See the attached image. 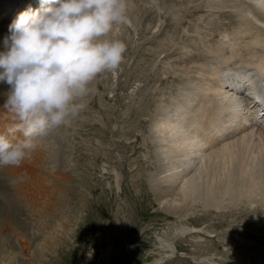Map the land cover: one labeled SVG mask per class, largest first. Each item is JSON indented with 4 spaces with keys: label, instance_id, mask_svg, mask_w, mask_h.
<instances>
[{
    "label": "rangeland",
    "instance_id": "374dc122",
    "mask_svg": "<svg viewBox=\"0 0 264 264\" xmlns=\"http://www.w3.org/2000/svg\"><path fill=\"white\" fill-rule=\"evenodd\" d=\"M204 1L208 2L126 0L127 22L117 25L108 37L126 46L120 68L98 76L85 110L48 134L52 138L48 140L52 141L51 148L46 149L49 165L27 162L19 167L24 166L22 172L26 175L29 171L31 177L19 174L17 192L21 197L28 194L31 203L15 204V209L4 213L0 209V264H264V125L258 122L254 108L243 105L245 110L229 114V119L221 109L224 116L217 115V126L214 121L211 130H197L210 121L204 108L217 78L228 71L238 75L258 71L245 67L250 59L244 57L248 49L256 58L264 52V32H258L264 23L247 12L245 15L257 26L251 36L254 34L259 44L245 36L235 44L230 38L242 24L229 11L235 7L234 0H212L217 3L214 6H205ZM8 29L0 26V52L6 51ZM231 48L239 55L232 57L227 51ZM191 62L206 66L199 74L184 73ZM199 90L206 95L204 100ZM7 91L0 88L3 97ZM233 97L236 108L249 103L242 94L240 99ZM219 99L211 103H215L214 108L220 106L223 99ZM184 105L192 106L190 112L182 110ZM235 116L237 121L231 122ZM152 120L161 126L173 123L182 130L188 125L194 135L201 133L195 141L200 143V150L186 154L177 151L179 144L172 143L170 151L175 154L165 161V139H157V143L161 141L157 144L150 138ZM15 121L10 112L0 109V130L17 125ZM221 127L229 128L228 132ZM15 133L22 141V133ZM213 137L230 144L246 137L249 163H262L258 169L247 161L241 166V173L254 172L248 184L254 185L251 190L255 194L242 195L238 209L224 193L223 210L208 209L195 192L187 193L192 203L183 201L185 184L200 185L203 179L200 186L205 188L204 181L212 177L204 176L215 162L222 165L221 174H214L215 180L221 175L241 178L230 166L228 156L214 154L218 148H210L216 145L211 144ZM237 188L233 182L227 185L228 190ZM18 222L26 223V227L17 228Z\"/></svg>",
    "mask_w": 264,
    "mask_h": 264
},
{
    "label": "clouds",
    "instance_id": "9594fccd",
    "mask_svg": "<svg viewBox=\"0 0 264 264\" xmlns=\"http://www.w3.org/2000/svg\"><path fill=\"white\" fill-rule=\"evenodd\" d=\"M127 22L126 0H41L9 25L0 53V83L9 86L3 108L23 140L0 134V167L31 159L39 138L65 126L86 108L98 76L117 71L126 46L109 35Z\"/></svg>",
    "mask_w": 264,
    "mask_h": 264
},
{
    "label": "bare ground",
    "instance_id": "6f19581e",
    "mask_svg": "<svg viewBox=\"0 0 264 264\" xmlns=\"http://www.w3.org/2000/svg\"><path fill=\"white\" fill-rule=\"evenodd\" d=\"M10 1L12 0H9L8 2H6L4 6H0V26H3L4 28L7 26L9 27V25L15 20V19H11V16H9V20H4V13H6V11H9V12H12L13 10H17V11H21L20 13L26 11V10H33V11H36V10H39L41 9V0H19L20 3L18 2V0L14 1V4L10 5ZM17 2V3H16ZM211 4H210V3ZM225 3L227 2L226 0H220L218 1L217 3ZM233 2H235V7L234 9H231L229 10L230 12H233L234 15H235V18H237L239 21H240V24H242V28H240L238 31H235L232 33V36L230 38L231 41H233L235 44H240V40L242 39V37H246V39H253V44L257 45L259 44L258 42H256V37H253L254 34L251 36V32L253 30H255V28L257 27L256 25H253L252 24V21L250 20V18L248 16H246L245 14L247 12H251V13H254L255 16L258 18V21H261L264 23V0H234ZM16 3V4H15ZM216 2L212 1V0H208V2L204 1L203 4L205 6H214L215 4H217ZM213 4V5H212ZM199 6V5H198ZM202 6V5H201ZM200 6V7H201ZM226 6V5H225ZM193 7V6H192ZM218 7V6H217ZM227 7V6H226ZM3 8V9H2ZM195 8V7H194ZM193 8V9H194ZM199 8V7H198ZM208 8V7H207ZM203 9H204V6H203ZM192 10V9H191ZM197 10V8H196ZM200 10V9H199ZM192 11H195V10H192ZM198 11V10H197ZM201 11V10H200ZM218 11V10H217ZM184 13V12H183ZM219 13V12H218ZM224 14H227V13H224ZM184 15V14H183ZM218 15V14H217ZM223 15V14H222ZM221 15V16H222ZM226 16V15H225ZM232 16V15H231ZM214 17V16H213ZM223 17V16H222ZM221 17V18H222ZM228 17V16H227ZM183 17H181L180 19H182ZM184 21V20H183ZM233 22L236 21V20H232ZM230 23V22H229ZM238 23V22H236ZM222 25V24H221ZM235 25V24H232V26ZM238 25V24H237ZM229 26V25H228ZM217 27V26H216ZM227 27V26H226ZM244 27V29H243ZM173 28H175V31L178 32V27L177 26H174ZM146 30H149L150 28H145ZM264 29L263 28H260V30L258 32H264L263 31ZM9 32V31H8ZM174 32V33H176ZM5 33V32H4ZM6 34V33H5ZM244 37V38H245ZM245 40V39H243ZM260 40V39H258ZM242 42V41H241ZM243 43V42H242ZM241 43V44H242ZM245 43V42H244ZM197 44V43H196ZM249 46H247L246 48H248ZM208 49V48H207ZM211 49V48H210ZM168 51V50H167ZM213 51V50H212ZM227 51L230 53V55H232V57H234L235 55L234 54H237L239 53L238 51L234 50L233 48L231 49H227ZM248 56L244 57L246 58L247 60L250 59L248 61V64L247 66L245 67H251V68H255L257 69L258 71L256 72L255 70L253 72H244L242 74H234V73H229V74H225L226 76L228 75V79H226L227 77L226 76H222L220 78H217L216 79V83H213L212 86L213 88H211L209 91H211L213 94L209 95L206 97V100L208 102V106H206L204 108V113L206 115V117H211L210 118V121L208 124H201V126L199 127L200 129L197 128V130H201L203 129V132L207 129H212L210 128L213 125H216V118H217V115L218 116H221L223 114V111L221 109H224V112H225V117L229 119V116L231 115H237V112L240 111V110H245V108L247 109V107L249 108V110H252L254 108V112L256 111V115H257V118H260V115L262 114V117H264V90H262V92L258 91L257 89V83H256V86H255V83L253 85L252 82L255 81V77L257 76L259 79V81H263L264 82V52H260V56L259 57H252V54L254 53L251 49H248ZM2 52V51H1ZM0 52V53H1ZM169 52V51H168ZM246 52V51H245ZM209 53V52H208ZM223 53V52H222ZM241 56L243 57L242 53H240ZM224 55V54H222ZM239 55V54H237ZM159 56V55H158ZM213 56V55H212ZM218 57V55H216ZM214 56V57H216ZM225 57V56H224ZM240 57V56H239ZM188 60V59H187ZM236 60V59H235ZM218 61V60H217ZM216 61V62H217ZM201 62V61H200ZM226 62V61H225ZM250 62V63H249ZM194 63V64H193ZM191 62L189 63L188 67L184 68L183 71H185L184 73H189L190 75L193 74V73H197L199 74L203 69L205 65H203V63L199 66H196L197 63L195 62ZM205 63V62H204ZM236 63V62H235ZM190 64L192 66H190ZM174 68V67H173ZM197 68H199V71H196ZM209 68V67H207ZM250 69V68H248ZM207 70V69H206ZM210 71V70H209ZM208 71V72H209ZM205 73V72H204ZM211 74L213 73V70L212 72H210ZM187 74V75H189ZM209 74V73H208ZM214 74V73H213ZM258 74V75H257ZM204 75V74H203ZM215 74L214 75H211V79L213 80ZM218 77V76H217ZM225 77V78H224ZM191 79V78H190ZM215 79V78H214ZM226 82H229V84L227 86L226 85ZM2 84V85H1ZM263 84V83H262ZM244 87H248L246 88V91H248L249 93H247L245 90L244 92L242 93H239L237 91H241L242 88ZM0 88H7L9 89V86L6 85V84H3V83H0ZM227 89V90H226ZM228 92V94L226 95L225 93ZM232 93V94H231ZM240 94L244 95V97H242L243 99H245V101H249L248 104H246V102L244 104L241 105L240 108H236V102H232L233 100V96H235V99L236 97H238L237 99H240ZM198 95L200 97V99L204 100L203 97H205L206 95L202 94L201 93V90H199L198 92ZM203 96V97H202ZM245 96H247V100L245 98ZM221 97V102H220V106L218 104L219 107H215V103H214V106L213 104H211L212 102H214L215 100H220L219 98ZM90 98V97H88ZM241 98V99H242ZM5 96L3 97L2 94L0 93V109H3V104L5 102ZM211 99V102H209L208 100ZM201 100V101H202ZM217 102V101H216ZM240 102V101H239ZM210 103V105H209ZM227 105H229L228 107H226ZM245 105V108L244 106ZM240 106V105H239ZM247 106V107H246ZM184 109L182 108L183 111H186V112H190V109L192 108V106H188V105H184L183 106ZM263 107V110L262 108ZM235 108V109H233ZM5 109V108H4ZM186 109V110H185ZM207 110H209L207 112ZM248 110V111H249ZM232 111V112H231ZM6 112H9L7 109H6ZM214 112V113H213ZM245 112V111H244ZM153 114H157V112H154ZM230 114V115H229ZM244 114V113H243ZM158 118H159V114L156 115ZM239 116V115H238ZM261 117V119H263ZM234 118V117H233ZM249 118V117H248ZM240 119V118H239ZM246 119V117H245ZM247 120V119H246ZM230 121V120H229ZM232 121H237L236 120V116H235V119L234 120H231ZM16 123V121H15ZM16 124H13V127L12 126H6L4 127L2 130H0V134H5L8 136V138L13 142V143H16L19 141V139L21 138L20 134L19 133H15V131L11 134H9L8 130L10 128L12 129H15L16 128ZM151 126V139L152 141H155L157 139H165L164 140V147L166 148V150L164 151L165 153V156H164V160L166 161L167 159H170L171 160V156L175 154L174 150V154H172V152L170 151V149L172 147H170L171 145L173 144H179V148L178 150L175 149V151H179V152H185L186 154H188V151H192L193 152V149H197V150H200V143H196L198 142L196 139L197 137H200V134L201 133H197V135L191 131L192 128L189 127L188 125L185 127L186 129L182 130L183 127H178V125L176 124H173V123H170L168 124L167 126L166 125H162L161 126V123L158 124V122H155L152 120V125L150 124ZM217 126V125H216ZM164 129H163V128ZM189 127V128H188ZM196 128V127H195ZM222 128V127H221ZM150 129V128H149ZM161 129V130H159ZM194 129V128H193ZM222 130L225 132L226 130V133L228 132L229 128H222ZM149 131V130H148ZM195 131V130H193ZM20 132V131H18ZM186 132V133H184ZM202 132V131H201ZM233 132V131H232ZM51 133V132H50ZM49 133V134H50ZM159 133L162 134V136H159ZM189 133L190 136H189ZM194 135L195 137L191 136V135ZM230 135V134H228ZM202 136V134H201ZM47 137V138H46ZM213 143L211 144H216V145H219V146H210V148L212 149H216V150H213L215 151L214 154H219L220 155H224L225 157L228 156L229 157V161H230V166L232 167V169L234 170V172L236 174H241V178L239 180H234L232 179L231 177H227V178H224V176L221 175V178L217 181L215 180V172H218L221 174V169H222V165H220V163L218 164L217 162L213 163L212 166L208 169V172L205 174L204 177H207V176H210L212 177V180L211 181H204V184L207 183V186L205 188L201 187L200 185H202L203 183V179L201 180V183L200 185L198 184H190L189 182H187L185 184L186 188L183 192V201L185 203L187 202H191L192 203V200L191 199H187V193H196L198 196L202 197V201H203V204L205 207H207L208 209H214V210H223L225 208V206L222 204L224 202H222V200L224 201V197L223 196L224 194H226L230 201L234 204V207L236 209H238L239 207V203L242 201L241 199V196L242 195H251V192H253L251 189H254V185L253 184H248L249 182V179L253 178L254 179V172L253 173H247V172H244L242 171L241 173V166L246 164V161L248 163V165L253 168V169H258L259 166L262 164V163H259L260 161H255V160H252L250 163H249V159H248V151H249V145L246 143V140L247 138L246 137H242L240 139H238V142L236 144H229L228 143H225V139H218L217 137H213ZM41 139V138H40ZM52 139L50 137V135L48 136H44L42 137L41 141H37V144H38V147L37 149L33 152L32 156H31V159L27 160L26 162L24 163H32L34 164V162H40L42 163L44 166H46V162H48V165L49 163H51L47 157H46V153L48 152L46 149L49 147L51 148V144H52V141H49ZM149 139V140H151ZM154 139V140H153ZM222 140V141H220ZM169 141H171L169 143ZM196 141V142H195ZM212 141V140H211ZM236 141V140H235ZM161 141L159 140L158 143H160ZM233 142V141H232ZM151 143V142H150ZM157 143V144H158ZM173 143V144H172ZM218 143V144H217ZM162 145V143H161ZM161 148V147H160ZM167 149H169L167 151ZM173 149V148H172ZM171 149V150H172ZM51 150V149H50ZM156 150V149H155ZM176 151V152H177ZM192 152L190 154H192ZM184 153V155H185ZM168 155V156H167ZM177 155V153H176ZM200 155V154H199ZM186 156V155H185ZM189 156V155H188ZM187 156V157H188ZM197 156V154H196ZM215 157V155H214ZM223 157V156H221ZM173 158V156H172ZM190 158V156H189ZM264 158V157H263ZM262 158V159H263ZM55 159V158H54ZM220 159V158H219ZM222 159V158H221ZM227 158H224V160H226ZM56 160V159H55ZM227 160V161H228ZM259 160V159H258ZM261 160V159H260ZM218 161V159H217ZM223 161V160H221ZM262 161V160H261ZM219 162V161H218ZM166 163V162H165ZM169 162H167L166 164H168ZM186 163V161H185ZM29 164V165H30ZM229 164V163H227ZM23 165V164H22ZM47 165V166H48ZM24 167V166H23ZM22 167V168H23ZM22 168H19V167H4L2 169V167H0V193H2L3 197L0 198V209H1V212L2 211H10L11 208H16L14 207L13 205H20L21 202H30V199L27 197V195H24L25 196V200H23L24 196L21 197V194H19L17 191L19 190L18 189V185L16 183V178L18 177L20 179V175L19 174H22L23 176L22 177H25L26 179H30L31 175H30V172L27 171V174L24 175V169L26 170V168L22 169ZM39 168H42L43 169V166L39 167ZM47 168V167H46ZM23 171V172H22ZM186 171V170H185ZM184 171V172H185ZM26 172V171H25ZM159 175V174H158ZM202 177V178H204ZM5 178V179H4ZM18 181V180H17ZM44 182V181H43ZM234 183L235 186H238V188L236 190H228L227 189V185L230 184V183ZM21 185L23 183H20ZM222 185V186H221ZM170 187V185H169ZM222 190V192L220 191ZM37 192H40L42 193L41 191H37ZM35 193V192H34ZM221 193H224L223 195H221ZM254 193V192H253ZM39 194V193H37ZM255 194V193H254ZM31 196H34L32 195L31 193ZM192 196V195H191ZM35 197V196H34ZM41 200V199H40ZM182 200V199H181ZM227 201V200H226ZM228 203V202H227ZM28 205V203H26ZM33 204V203H32ZM225 204V203H224ZM231 204V203H230ZM24 205V204H23ZM242 205V204H241ZM33 206V205H32ZM20 207V206H19ZM241 207V206H240ZM256 207V206H255ZM179 208V207H177ZM19 209V208H18ZM23 209V208H22ZM54 209V208H53ZM181 209V208H179ZM232 209V208H231ZM17 210V209H16ZM31 210V205H30V209ZM22 211V210H21ZM35 211V210H34ZM239 211V210H237ZM253 211V209H252ZM255 211V210H254ZM38 212V210H37ZM59 212V211H58ZM230 212V211H229ZM244 212V211H243ZM242 212V213H243ZM4 213V212H2ZM43 213V212H42ZM177 214L180 213L181 214V211H177L176 212ZM9 214V213H8ZM7 214V215H8ZM247 214V213H246ZM10 216V215H8ZM17 216V215H16ZM12 217H15L12 216ZM24 218V217H23ZM8 219V218H7ZM13 219V218H11ZM15 219H18V218H15ZM19 221V220H18ZM28 221V220H27ZM13 222V221H12ZM10 223V221H9ZM16 223V222H15ZM19 223V222H18ZM32 224V223H31ZM20 227L17 226V228L23 230L25 227H26V223L23 222V224H20ZM13 228V227H12ZM16 228V229H17ZM32 228V227H30ZM29 229V228H28ZM20 230V231H21ZM30 230V229H29ZM37 230V229H36ZM22 232V231H21ZM36 232L34 231V234ZM26 234V233H25ZM32 234V233H31ZM33 234V235H34ZM34 239V238H33ZM56 241V240H55ZM10 243V242H9ZM55 242H53V245H54ZM11 245V244H10ZM158 263V262H157Z\"/></svg>",
    "mask_w": 264,
    "mask_h": 264
}]
</instances>
